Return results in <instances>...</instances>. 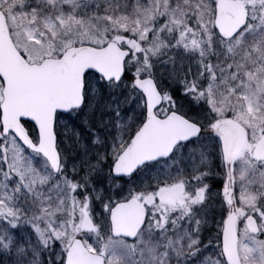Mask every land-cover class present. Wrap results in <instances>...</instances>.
Wrapping results in <instances>:
<instances>
[{
	"label": "snow or ice",
	"instance_id": "6c2138e0",
	"mask_svg": "<svg viewBox=\"0 0 264 264\" xmlns=\"http://www.w3.org/2000/svg\"><path fill=\"white\" fill-rule=\"evenodd\" d=\"M0 264H264V0H0Z\"/></svg>",
	"mask_w": 264,
	"mask_h": 264
}]
</instances>
